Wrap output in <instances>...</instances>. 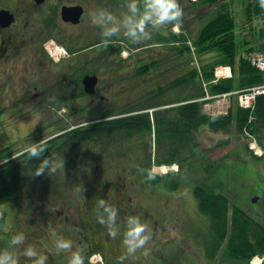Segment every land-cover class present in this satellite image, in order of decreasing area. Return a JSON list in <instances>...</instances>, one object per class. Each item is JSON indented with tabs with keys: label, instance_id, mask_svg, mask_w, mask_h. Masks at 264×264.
Returning a JSON list of instances; mask_svg holds the SVG:
<instances>
[{
	"label": "rangeland",
	"instance_id": "1",
	"mask_svg": "<svg viewBox=\"0 0 264 264\" xmlns=\"http://www.w3.org/2000/svg\"><path fill=\"white\" fill-rule=\"evenodd\" d=\"M24 1L26 0H0V3L17 6L20 5L18 3L24 5ZM137 2L140 11L136 14L131 13L128 8L129 0H47L41 6H35L34 3L28 5L32 6V9L30 15L23 22L25 21L30 27L31 40L41 41L38 48L41 46L44 50V82L47 86L51 87V85L59 83V72L62 71L61 69L67 70L65 67H57V70L53 67L54 65L59 66V64L52 61L44 47L49 40L48 43L55 40L53 43L64 46L69 51L70 57L77 55L80 57L79 54L86 51V46L108 40L111 48H106L105 51L111 54L114 65L120 66L121 69L119 68V72L116 73L107 71V68L100 66L101 84L98 88L99 93L96 98L90 99L81 95L79 102L82 110L72 112L71 109L65 107L55 109L44 107V109L30 111L31 128H28V122L24 123L25 120L18 121L17 123L22 125L21 133L13 138L11 135L8 136L9 141L2 138L0 149L8 146L12 151L17 152V150L28 148L32 143H37L40 140V134L45 142L64 130L106 120L95 121L92 119H96L106 112L123 108L125 103L128 105L135 100H144L149 92L155 93L160 87L165 88L176 77L188 73L192 67L201 71L203 61L210 62L213 60V54H198L194 39L203 26L213 17L220 4L203 7L196 6L197 3L193 4L188 0H179L184 11L179 30H174L172 24L154 28L149 23L146 26V32L150 33L151 36L147 39L144 34H139L138 38L127 35L126 18L135 15V18L138 19L144 11L145 0H137ZM251 2L252 0H227L226 2L227 9L236 21L235 34L239 57L247 53L246 48L250 45L258 48L263 43L261 30L264 29V19L257 17L250 21L247 7ZM64 5H82L85 8V15L79 26L65 24L62 21L60 9ZM101 11L111 12L113 19L108 20L106 16L100 17L99 13ZM52 22L53 26L48 29L46 24L52 25ZM44 24L48 31L44 29ZM113 25L118 26L119 31L111 36H105L104 29ZM181 25H184L189 45L195 52V54L191 52L193 57L186 53L184 57L179 56L177 58L178 51L169 49V43L161 40L162 36H169L171 33H184ZM40 37L41 39H39ZM86 54H88L87 57L84 56L78 60L80 61L79 64L83 65V63L86 64L89 61L91 62L89 70H94L96 68L94 65H97V62L101 63L99 59L102 52L96 48V50L87 51L84 55ZM45 61H48V63H45ZM151 61L159 62V70H151L149 75L137 74L138 68L149 64ZM110 64L107 63L108 66H111ZM229 67L232 68L231 65ZM174 68L175 70H173ZM53 71L56 73H53ZM68 74H70L69 71ZM82 92L83 89L80 90V93ZM102 98L105 100H102ZM88 102L93 105L83 110L84 105ZM232 110L236 113L238 107L235 106L230 112ZM16 113V116L21 120L20 116H23V110ZM40 129L41 132L39 133L38 130ZM1 131H3V136H7L4 126ZM156 137L157 134L154 130L151 141L142 137L130 141L124 140L120 147L112 148L103 157L97 159L83 154L80 160L75 163L71 161L72 157L70 156L69 161L67 159L63 160L62 171L57 170L49 173L51 170H45V173L34 175L35 169H29L26 172L28 179L26 180V186L23 187L24 190L16 192L5 205L1 206L7 211L8 215L3 221L4 216L0 211V224L2 222L0 247L9 248V254L16 259L18 250L23 249L25 253L28 248H33L36 251L39 248H44L43 243H41V241L44 242V228L40 229V224L42 227L44 226V208L55 211L58 208L71 207L66 203H56L49 196L44 199V193L47 188H55L59 182H68L70 185L79 183L80 176L76 175L75 172L80 168H84L90 169V171L85 170V172L104 171L103 176L96 175V182L98 183L116 179L118 176H115V173H119L121 175L119 177L124 178L123 181L134 185L128 187L127 201L130 203L129 205L131 208L133 206L134 209L138 208L136 210L139 211V216L148 224L151 231L159 232V234H156L159 241L165 240L164 237L176 236L177 246L183 248L187 245L191 246L193 252L191 264H213L207 260L205 261L208 263H205L204 258H202L201 247L199 245L195 247L190 243L188 237L186 239L190 224L194 227L193 230L198 232L202 230L209 231L210 229V216L200 211L195 188L199 185H205L212 192L222 193L226 196L231 206V216L233 206L248 210L259 191V188L256 192L252 188L256 185L261 187L260 183H263L257 174L261 173V167H263L261 170H264V164L261 165V163H264V159L256 158L250 152L247 147L248 138L245 132L241 131L236 121H234L227 132L213 133L207 127L202 128L197 137L199 141L198 156L185 163L182 173L174 174L172 172L168 175H162L154 172L156 171L155 167L162 165L179 167V165L159 164L172 159L174 155L164 148L158 149ZM226 146H229L228 149H226ZM226 150H230L231 155L235 153L228 164L223 160H219L227 152ZM151 161L152 164H150ZM149 170L152 174L160 176L158 182L149 181L152 178L144 175H142V178L140 177L141 174H148ZM57 172H64V177L57 174ZM106 172H110L111 175L104 174ZM93 176L94 174L88 176L92 182H94ZM18 182L17 185H19ZM69 199H74V197L68 196ZM157 220L159 221L157 222ZM202 220L206 221V227H202ZM17 235H22L23 240L20 243H12V238ZM195 240L197 241L199 238ZM207 241H209L212 250L215 243L210 240L209 236Z\"/></svg>",
	"mask_w": 264,
	"mask_h": 264
},
{
	"label": "trees",
	"instance_id": "2",
	"mask_svg": "<svg viewBox=\"0 0 264 264\" xmlns=\"http://www.w3.org/2000/svg\"><path fill=\"white\" fill-rule=\"evenodd\" d=\"M226 2L227 0H199L197 4H195L196 6L200 5L203 7L220 4V7L216 9L213 17L203 26L198 36L194 39V44L199 55H214L212 61L202 62L201 71L198 70V68L192 67L188 73L176 77V79L169 83L165 88L160 87L155 93L149 92L144 100H135L128 105L125 103L123 104L125 105L123 108H119L116 111L106 112L96 119H92L95 121L101 119L106 120L62 131V134L49 138L42 144L45 151L39 158H30V155L27 152L21 157L0 165V211L4 216L3 221L7 218L8 213L1 206L5 205L16 192L24 190L23 187L24 185L26 186V180L28 179L26 172L29 169H35L38 167L45 157H52L57 161H63L66 159L69 161L71 156V161L75 163L80 160L83 154L93 156L97 159L103 157L105 153L112 148L120 147L124 140L130 141L131 139L142 137L145 139L148 138L151 141L152 134L155 130V133L157 134L156 146L158 149L164 148L174 155L172 159L159 164H178L180 170L177 173H181L185 163L192 161L198 156L199 141L197 137L198 133L204 127H207L214 133L227 132L233 122L236 121L241 131L247 129L258 136L261 140L264 135V96L258 98L257 107L253 114L249 110L237 106V112L234 113L232 110L228 116H209L203 110L205 102L200 101L207 95L217 96L237 90H243L259 85L264 81V77L258 69L252 67L243 56H238V43L235 34L236 21L234 16L227 9ZM247 13L250 21L257 17H262L264 19V0H252V2L248 4ZM46 26L49 29L53 26V22L52 25L47 23ZM181 26L184 33H171L169 36H162L161 40L169 43V49L178 51L179 55L177 58H179V56L184 57L186 53H189L191 57H193V50L189 45L188 36L185 34L186 29H184V25ZM44 29L48 31L46 27ZM261 37L263 39L262 45L258 48L250 45L246 48V52L263 50L264 29L261 30ZM102 42L103 41H99L91 45H96L102 52L99 59L101 63L97 62V65H94L96 67L94 70H89L91 63L89 61H87L86 64L83 63V65L78 64L73 67L75 73H99L101 65L104 68H107V71L119 72L121 69L120 66H115L113 63L114 61L112 62L111 54H108L105 51L106 48L111 47L109 44L104 46ZM86 47L88 48L90 46ZM107 63H111V66H108ZM219 65H231L234 70V76L230 79L220 80L217 83L214 82L215 69ZM175 68L173 70H175ZM138 69L139 71L137 70V74L149 75L151 70H159V62L151 61L149 64L143 65ZM76 76L78 75L76 74L71 77L76 78ZM205 84L207 86H205ZM60 86L62 89H67L66 82H62ZM130 98H132V96H130ZM151 110L153 111L151 112ZM71 111L74 112L79 110L71 109ZM251 116L254 117V120L250 122ZM8 151V149L2 150L0 153V162L9 159L13 155ZM150 164H152V161ZM57 170L62 171L61 168H58ZM85 170L90 169L80 168L75 172L76 175L80 176L78 185L90 182L89 178L86 180L82 178V176L88 177V175L80 174L86 173ZM52 172L53 171H50L49 173ZM103 172L104 171H95L92 173H96L98 176H103ZM147 173L148 174H141L140 177L142 178V175H144L148 178H152L149 181H159L158 179L160 176L152 174L150 170ZM57 174L62 175V177L65 175L64 172H57ZM104 174L111 175L110 172ZM119 175V173H115V176H118V178L111 179L110 181L108 180L106 183L125 182L123 181L124 178L119 177ZM17 182L19 185H17ZM57 184L70 185L68 182H59ZM95 190L96 196L94 203L96 204V207H94L93 211L90 213V216H93V221L91 223V229L93 230L101 227L99 225V217H105L103 215L104 213H107V211H105V204H108L107 200L109 199V194L116 192V190L108 188L106 190L95 188ZM127 191L128 190H123L122 192L128 193ZM65 195V201H69V194L65 193ZM195 195L199 201L198 204L200 211L210 216L211 231L215 233L214 236L216 237L214 248L208 250V257L210 259L214 258L219 250V246L221 245L219 238H221L222 235L227 234L228 231L234 232L235 225L238 221H241L242 223L245 222L244 227L242 228V233L245 237L249 235L248 221L243 218L244 213L240 210H234L231 216L229 200L222 193H214L206 188L205 185H199L195 188ZM46 196L51 197L56 203H60L57 200L58 191L56 190V187L47 188L44 193V199ZM101 199L105 201V204L99 203ZM86 205L87 203L82 204L79 207L81 211L80 217L79 220L74 223L76 229L77 225L80 224V229H82L84 233H86L88 229L85 224H81L80 219L83 213H85ZM54 213L53 209L44 208V226L42 227L40 224V229L44 228V235L48 233L49 237L54 239L52 246H56L57 239L55 232L58 231L54 229V225L57 224V216H54ZM95 221L97 224H94ZM61 226L63 227L61 230H63L64 233H67V231H73L72 227L67 223L62 224ZM1 227L2 222L0 224V229ZM41 243L44 245V242L41 241ZM247 245L244 247L247 248ZM3 253H9V248L0 247V254ZM17 253L19 264H35L36 257L26 256L23 249L18 250ZM36 253L38 256H44V248H39Z\"/></svg>",
	"mask_w": 264,
	"mask_h": 264
},
{
	"label": "flooded vegetation",
	"instance_id": "3",
	"mask_svg": "<svg viewBox=\"0 0 264 264\" xmlns=\"http://www.w3.org/2000/svg\"><path fill=\"white\" fill-rule=\"evenodd\" d=\"M46 2L39 3L36 0H26L24 5L18 3L20 5L17 6L0 3V11L8 10L15 16V22L9 26H3L0 23V123H2L0 124V140L3 138L9 141L8 136L11 135L13 138L21 133L22 125L17 123L18 121L25 120L24 123L28 122L27 126L31 128L29 112L34 109H44V107L81 109L79 95L81 88L85 91L83 79L88 74L83 78L71 77V75L75 76L76 74L72 70L77 62V56L67 58L59 66H53L56 70L57 67L69 69L59 72V83L66 82L67 89H62L58 82L51 85V87L47 86L44 82V50L41 46L38 48L41 41L31 40L30 27L25 21L23 22L30 15L32 9V6L28 5L34 3L35 6H41ZM45 63H48V61H45ZM68 71L70 74L67 75ZM53 73L56 72L53 71ZM100 81L101 78L99 77ZM83 96L90 99L96 97L97 94H85ZM92 105L91 102H88L84 105V108H89ZM19 110H23V116H20L21 120L16 116V112L19 113ZM3 126L6 128L5 133L7 136L2 135L3 131L1 129ZM6 149L10 151V147L6 146L0 149V153ZM80 174L88 176L94 174V182L89 178L90 182L86 184H57L56 186L58 202L71 206L58 208L54 211V216H57V224L54 225V229L58 230L55 232L56 239L57 241L68 239L71 240L72 244L69 249L57 248L52 246L54 239L49 237L48 233L45 234L44 256H46V264H69L74 252L80 253L84 258V264H191V258L193 257L191 246L186 243H181L187 245L184 248L177 246L176 236L164 237L165 240L159 241L156 235L159 232L151 231L150 227L151 238L143 247L138 248L134 254L129 255L126 246L123 244L124 233L128 227V218L136 215L142 220V217L139 216V211L136 210L138 208L134 209V206L131 208L129 205L130 203L127 201L129 193L122 191L128 190L129 186L134 185L126 182L98 183L96 182V173L86 172ZM82 178L86 180L88 177L82 176ZM103 178L106 179V177ZM94 186L102 190L107 188L116 190V192L109 194L108 204H105V211L108 207L116 210V219L113 222L107 211L103 215L105 217H99L101 227L93 230L91 229L93 216H90V213L96 207L94 203L96 196ZM65 193H68L69 197L72 196L74 199L65 201ZM85 203H87L85 213H83L80 222L86 225L88 229L86 233L80 229V224L77 225V229L74 227V223L80 217L79 207ZM238 210L244 213L243 218L248 221L249 235L245 237L242 233L245 222L238 221L234 232L228 231L227 234L219 238L221 245L218 253L212 259L208 257V250L211 247L207 238L209 236L210 240L215 243V233L206 230L195 231L190 224L187 236L185 235L186 239L188 237L190 243L195 247L198 245L201 247L204 261L207 260L213 264H252L251 261L256 259L258 264H264V185L256 193V198L248 210L243 207L238 208ZM202 222V227H204L206 222L204 220ZM65 223L70 225L73 231L64 233L61 230L63 229L61 225ZM94 224H97V222L95 221ZM112 232H115V236L110 235ZM197 238L199 240L196 241ZM246 245L247 248L244 247ZM121 256L124 258L121 259ZM207 261L205 263H208Z\"/></svg>",
	"mask_w": 264,
	"mask_h": 264
},
{
	"label": "clouds",
	"instance_id": "4",
	"mask_svg": "<svg viewBox=\"0 0 264 264\" xmlns=\"http://www.w3.org/2000/svg\"><path fill=\"white\" fill-rule=\"evenodd\" d=\"M128 8L131 13L136 14L140 11V6L137 0H129ZM100 17L106 16L108 20L113 19L111 12L101 11ZM184 11L180 6L179 0H145L143 14L137 19L135 15H130L126 18L127 35L133 38H138L139 34H144L147 39L151 34L146 32V26L151 23L154 28L166 24H172L174 30L178 31L180 24L182 23V17ZM119 31V27L113 25L104 29L105 36H111ZM104 46H107L110 41L105 40L102 42ZM26 151L29 153L30 158H39L44 153L45 149L42 146L41 141L32 143ZM63 168V161H57L55 158L45 157L35 168L34 175H40L45 173V170L56 171L58 168ZM100 204H105V201L101 199ZM109 213L110 219L115 222L116 210L108 207L106 209ZM115 236V232L110 233ZM151 238L149 226L146 222L142 221L138 216L133 215L128 218V227L124 233L123 244L126 246V251L129 255L134 254L138 248L143 247L147 241ZM23 240L22 235H17L12 238V243H20ZM71 240L60 239L57 241L56 247L60 249L71 248ZM28 257H36L35 264H46V256H38L35 249L28 248L24 253ZM121 259L124 257L121 256ZM0 264H19V261L9 253L0 254ZM69 264H84V258L79 252H74L71 256Z\"/></svg>",
	"mask_w": 264,
	"mask_h": 264
},
{
	"label": "built area",
	"instance_id": "5",
	"mask_svg": "<svg viewBox=\"0 0 264 264\" xmlns=\"http://www.w3.org/2000/svg\"><path fill=\"white\" fill-rule=\"evenodd\" d=\"M248 61L252 66L260 70L264 74V52H257L252 53L247 56ZM217 77H229L230 76V68L229 67H222L216 71ZM231 94H224L221 96H218V101L215 103L216 105H219V109L217 110L220 114H226L230 103L224 104L226 99ZM240 97V103L243 108L246 109H254L256 105V101L258 96L264 95V82L258 86H255L251 89H248L246 91H242L239 93ZM216 105L209 104L206 106L207 111H211ZM252 149L255 150L256 154L262 155L263 151L258 147L257 144L252 145Z\"/></svg>",
	"mask_w": 264,
	"mask_h": 264
},
{
	"label": "water",
	"instance_id": "6",
	"mask_svg": "<svg viewBox=\"0 0 264 264\" xmlns=\"http://www.w3.org/2000/svg\"><path fill=\"white\" fill-rule=\"evenodd\" d=\"M39 3L45 2L46 0H36ZM85 14V9L81 5L68 6L65 5L61 9L62 20L66 23H72L78 25L82 22V18ZM15 22V16L8 10L0 11V23L3 26H9ZM85 91L88 94H95L97 92V86L99 83L98 76H87L84 81Z\"/></svg>",
	"mask_w": 264,
	"mask_h": 264
},
{
	"label": "crops",
	"instance_id": "7",
	"mask_svg": "<svg viewBox=\"0 0 264 264\" xmlns=\"http://www.w3.org/2000/svg\"><path fill=\"white\" fill-rule=\"evenodd\" d=\"M262 144H263V147H264V135H263V138H262ZM227 147H229V146H226V149H228ZM222 149H225V148H222ZM237 150H238V149H237ZM237 150H236V151H237ZM226 151H227V152H225L219 160H223V161H225V162L228 164V162L231 160V157H233L235 153H233V154L231 155L230 150H226ZM236 151H235V152H236ZM263 159H264V158H263ZM219 160H217V161H219ZM263 164H264V163H261L262 166H263ZM261 169H263V167H261ZM261 169H260L261 173H260V174H257V175L260 177V179H262L263 183H260V184L263 186V185H264V170L262 171ZM256 170L259 171V169H257V168H256ZM250 180H251V179H250ZM261 185H260V186H261ZM257 188H259V190L261 189V187H258V186L256 185V186H254V187L252 188V190H255V192H256V191H257ZM227 191H229V189H227Z\"/></svg>",
	"mask_w": 264,
	"mask_h": 264
}]
</instances>
